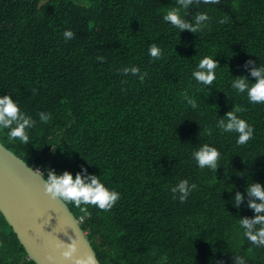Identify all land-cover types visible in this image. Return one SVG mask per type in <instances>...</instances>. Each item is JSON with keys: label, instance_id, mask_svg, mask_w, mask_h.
Segmentation results:
<instances>
[{"label": "trees", "instance_id": "1", "mask_svg": "<svg viewBox=\"0 0 264 264\" xmlns=\"http://www.w3.org/2000/svg\"><path fill=\"white\" fill-rule=\"evenodd\" d=\"M172 8L192 24L197 12L209 19L181 31L163 20ZM152 43L159 58L148 55ZM206 55L217 78L204 86L191 72ZM262 65L264 0H0V96L36 120L28 144L6 130L0 143L44 177L95 175L120 193L110 210L89 205L87 215L65 203L101 264H264V247L238 224L255 215L248 186L264 185V104L231 86L254 83ZM132 66L139 71H124ZM237 108L254 127L244 145L216 127ZM204 143L221 154L215 170L191 158ZM182 179L196 185L183 203L171 192ZM0 264H36L1 212Z\"/></svg>", "mask_w": 264, "mask_h": 264}, {"label": "clouds", "instance_id": "2", "mask_svg": "<svg viewBox=\"0 0 264 264\" xmlns=\"http://www.w3.org/2000/svg\"><path fill=\"white\" fill-rule=\"evenodd\" d=\"M185 8L193 3V0H178ZM205 5L215 4L216 0H203ZM195 24L187 22L183 16L175 9H168L163 14V20L169 22V25L178 30H191L198 31L204 25L202 22L207 21L209 16L207 12H197L194 16ZM221 20L220 23H224ZM73 31L66 29L63 33L65 39L72 38ZM148 55L152 58H159L161 49L157 44L152 43L148 47ZM102 59V57H99ZM217 62L212 56H203L197 63L196 69L191 72V77L200 85H209L216 80ZM125 72L133 74L139 71V68L132 66L124 68ZM251 75L256 77L254 83H249L246 77H238L231 80V86L237 93H246L249 103L264 104V65L259 69L253 68ZM143 76L141 80H143ZM186 95V93H185ZM189 103L196 107L194 100H189ZM241 109L230 111L226 115V119L219 120L216 127L225 133H236L235 143L237 145H244L254 135V127L249 124L245 119L238 116L236 113ZM40 122L47 123L51 118V113L40 111L38 113ZM36 124V120L21 110L19 102L12 98V95L0 96V132L6 130V137L9 142L19 140L21 143L28 144L30 142L29 130ZM211 135V130H208ZM219 150L208 143L200 145L191 153V158L200 169L215 170L219 158ZM45 190L54 198H58L64 203H71L78 207L82 213L88 214V206L93 205L101 210H110L118 201L120 193L115 189H111L103 183L99 177L95 175L83 176L81 173L75 176L64 171L62 174L57 175L54 171H48L47 175L43 178ZM196 188L194 183H189L187 179L180 180L175 187L171 188L172 193L179 190L183 195L179 196V200L183 203L193 189ZM247 191L252 199L249 201L248 206L254 211L255 215L251 218L242 217L239 221V227L243 229V237L250 241L257 247H264V185L260 183L250 184ZM175 200V196H173ZM243 200V196L237 193L235 196V205L239 207ZM259 201V202H257ZM79 220V219H77ZM75 242L68 245L67 249L63 252L66 259H71L76 252ZM78 264H95L94 258L89 255L87 260L80 259ZM234 264H246L244 257L237 256Z\"/></svg>", "mask_w": 264, "mask_h": 264}, {"label": "water", "instance_id": "3", "mask_svg": "<svg viewBox=\"0 0 264 264\" xmlns=\"http://www.w3.org/2000/svg\"><path fill=\"white\" fill-rule=\"evenodd\" d=\"M44 175L0 143V212L36 264H78L91 255L101 264L69 206L45 190ZM75 242L76 252H63Z\"/></svg>", "mask_w": 264, "mask_h": 264}, {"label": "built area", "instance_id": "4", "mask_svg": "<svg viewBox=\"0 0 264 264\" xmlns=\"http://www.w3.org/2000/svg\"><path fill=\"white\" fill-rule=\"evenodd\" d=\"M37 171L42 174L41 170H37ZM83 221H84V219L82 217H80L79 222H83Z\"/></svg>", "mask_w": 264, "mask_h": 264}]
</instances>
